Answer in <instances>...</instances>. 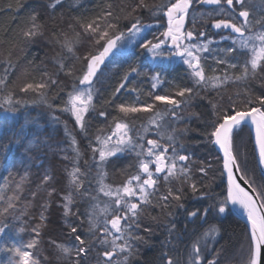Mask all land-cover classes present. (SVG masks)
Wrapping results in <instances>:
<instances>
[{"label":"snow or ice","instance_id":"1","mask_svg":"<svg viewBox=\"0 0 264 264\" xmlns=\"http://www.w3.org/2000/svg\"><path fill=\"white\" fill-rule=\"evenodd\" d=\"M65 3H69L70 8L80 7L79 0L76 3L70 0H46L42 12L34 10L18 26L8 50H0V93H3L0 94V110L12 113L18 110L22 101L17 98L16 91L38 96L40 102L49 108L55 107L49 103L50 94L55 98L60 93H66L67 99L61 111L74 117L79 131L88 140L91 162L84 160V167H81L83 153L79 142L65 125L74 155L69 156L67 149L59 150L61 160L68 162L63 167L66 181L63 190L55 186L58 182L55 174L46 172L37 190L30 192L32 199L21 208L27 173L19 182L13 181L11 185L8 183L11 170L8 176L3 177L5 183L0 185V237L15 226L13 222L19 225V233L27 231V221L23 217L28 215V208L36 196L44 193V200L40 204V222L31 228L35 235L26 244L13 242L4 245V250L16 258L9 264H42L36 252L40 246L39 238L48 223L44 212L51 206L53 197L59 199L58 206L63 209L65 217L64 227L72 243L69 245L50 239L48 243L53 248L54 260L43 255L41 250L45 264H91L93 260L95 264H130L137 254L136 243L143 240L139 230L148 209H160L167 216H172L169 209L173 206L184 208L185 184L193 193L200 192L192 179L190 154H182L186 150L180 137L188 128L171 126L186 119L182 113L196 98L206 100L210 106L213 119L207 121L203 135L222 152L216 162L222 165L219 171L222 177L226 176L227 182L223 199L201 193L212 203L191 210L187 215L206 221L209 213H212L222 219L232 214L229 204L238 206L246 215L249 226L246 264H264V93L254 96L249 87L250 81L259 80L264 88V18L250 19V11L245 7L246 0H167L166 3L152 5L145 0L131 3L121 0L119 5L106 3L98 14L91 17L83 14L65 17L63 12L57 16V9L63 8ZM194 3L215 6L206 14L200 13L202 23L208 24L210 21L214 29L230 30L231 35L222 39H231V46L219 50L222 55H212L215 65L226 66L220 74H217L216 67L206 69L208 57L204 54L212 53L210 46L214 41L201 40L206 36L204 31L185 28L190 12L194 11ZM140 10H147L153 15L163 12L167 17V28L159 37L153 40L144 37L145 28L151 26L142 23ZM196 20L197 17L193 15V28ZM122 21H128V24L122 27ZM46 32L49 37L47 43L60 49L52 57L55 71H49L44 61L38 64L36 56L29 59L26 51L38 39L45 38ZM169 41L172 51L165 50ZM5 46L6 41L0 40V49ZM129 46L145 50L153 60L180 58L187 66L192 86L177 87L171 95H154L150 92L151 103L116 104L115 110L119 115L112 116L105 128L98 129L94 137L89 138L86 118L107 120L109 115L105 110L97 111L96 105L99 90L94 85L101 66L110 56L117 51H125ZM81 48L84 51L78 54ZM20 53H24L23 67L20 65ZM229 69L232 71L229 72ZM133 74L147 76L152 89L166 82L159 71L150 74L137 65H130L115 88L113 97L129 85V77ZM61 76L72 80L70 88L61 80ZM15 80L20 81L19 85L14 89L9 88ZM229 85L238 86V90L225 100L224 93ZM239 86H243L242 91ZM131 91L138 89L133 87ZM156 102L163 103L165 108L158 110ZM104 104H112V99L105 100ZM140 113L149 115L139 129H134L130 121L136 120ZM192 117L201 119L202 114L192 112L187 119L190 121ZM169 120L171 125L167 123ZM245 125H250L254 132L257 167L262 170L259 184L254 172L250 175L247 154L240 150L243 143L240 131ZM208 128L211 130L208 131ZM150 133L157 138H148ZM15 142L20 143V138H16ZM33 143L39 144V139H34ZM7 151V145L0 146V156H6ZM122 154L134 155L135 163L116 169L123 176L120 184L107 183L108 166H115L114 160ZM201 163L204 166L198 171L206 176L212 164ZM93 168L96 169L95 175L92 174ZM133 168L134 171H129ZM173 183L179 186L174 188ZM162 187L164 191H161ZM78 202L86 205L82 213L79 209L72 212V207ZM148 215L152 220L157 219L150 212ZM69 216L76 219L69 220ZM29 219L35 217L29 216ZM144 231L150 229L144 228ZM219 231L216 225H210L196 236L186 264H220V250H213L212 259L206 256L209 251L208 239L214 240ZM167 232L165 247L173 238H179L174 237V223L167 227ZM160 264L185 262L175 254V246H172L161 251Z\"/></svg>","mask_w":264,"mask_h":264},{"label":"trees","instance_id":"2","mask_svg":"<svg viewBox=\"0 0 264 264\" xmlns=\"http://www.w3.org/2000/svg\"><path fill=\"white\" fill-rule=\"evenodd\" d=\"M70 2L76 3V0H70ZM108 2L119 5L121 0H79V8H70L69 3H65L63 8L57 9L56 14L59 16V14L63 12L65 17L81 14L85 17H91L98 14L100 9ZM127 2H138V0H127ZM145 2L152 5L166 3L167 0H145ZM45 3L46 0H0V40L6 41V46L0 50H8L11 46V38L18 29V26H21L28 14L34 10L42 12ZM245 7L250 11V19L264 18V2L261 5L246 0ZM214 8L215 7L205 8L203 6H194V11L190 12L188 17V23L192 25V16L196 15L197 20L195 25L206 29V36L200 39H212L214 41L210 46L213 50L212 53L204 54L208 57L206 69L216 67L217 74H220L224 71L226 66L215 65L212 60V55H222L219 50L231 46V39H222L220 32H216L213 28L208 27V24L202 23L199 19L200 13L206 14ZM139 15L144 25L154 26L158 24L156 28L149 29L144 34V37L148 40L159 37L166 23V16L163 12L153 15L147 10H140ZM45 19L47 21L46 17ZM47 22L49 24L51 23L50 21ZM127 24L128 21L121 22L122 27ZM257 28H259V26H257ZM228 36L230 35L225 37ZM48 38V33L46 32L45 38L38 39L35 43L30 45L26 51L29 59L32 56H36L38 64L44 61L49 71H55L52 64V57L56 52H59L60 49L50 46L47 43ZM219 40L222 41L219 42ZM216 41H218L217 44H215ZM83 51L84 49L81 48L78 54H82ZM148 56L149 54L145 50L138 46H132L126 52L118 53L117 51L112 59L102 68L98 75V81L94 85V87L99 90V94L96 97V105L97 111L105 110L109 115L107 120L103 118H86L89 138L94 137L98 129L105 128L111 121L112 116L119 115L115 110L116 104L151 103L152 100L148 95L150 92L154 95H171L177 87L192 86L189 72L182 64L169 62L167 65H154L148 60ZM19 58L20 65L23 67L24 53H20ZM130 65H137L143 71L150 74L159 71L166 82L159 85L156 89H152L151 81L147 76H136L133 74L129 77V85L113 97L112 94L115 88L119 85L121 78ZM76 66L79 68V64ZM228 71L231 72L232 70L229 69ZM0 75H2V70H0ZM60 78L70 88L72 80L64 76ZM19 83V80H15L13 84L9 85V88L14 89ZM133 87L138 89V91H131ZM249 87L254 96L264 93V88L260 86L259 80L250 81ZM242 88L243 86H239L241 91ZM237 90L238 86L229 85L224 93L225 100H227L229 95H234ZM211 95L214 96L215 93H211ZM16 96L22 103L18 106V110L15 113L0 110V146H8L7 155L0 156V185L5 183L3 177L8 176L9 170H11V176L8 177L9 185H11L13 181L19 182L20 178L27 173V179L23 184V199L20 203V207L23 208L24 203L32 199L30 192L37 190V185L46 172L54 173L58 180L55 186L60 190L64 189L66 181L63 167L68 162L61 160V153L59 150L61 148L67 149V154L69 156L74 155L70 148V138L66 133L65 125H67V131L75 135L79 142V147L83 153L81 167H84V160L90 161L91 152L87 149L88 140L85 139L84 134L79 131L78 126L75 124L74 117L68 112L61 111L64 106V101L67 99L66 93H60L59 96L55 98H53L51 94L49 95V103L55 106L53 108H49L46 104L40 102L39 97L32 93L23 94L16 91ZM109 98L112 99V104H104V101ZM241 99H243V96ZM156 104L158 110L162 111L165 108V105L161 102H156ZM192 112L201 113V119L192 117L189 121L187 117L190 116ZM210 112L211 109L207 101L196 98L192 101L191 106L186 108L182 113V115L186 117L184 121L175 125H171L170 120L167 121L171 126H175L179 129L188 128V131L180 137L186 150V152L182 154H190L191 159L189 164L192 169V179L197 183L200 192L193 193L188 185L185 184V198L182 200L184 208L173 206V208L169 209V211L172 212V216H167L165 213H162L160 209H148L151 216H156L157 219L152 220L148 212H146L145 216L142 218V226L139 230V235L143 237V240L136 243L137 254L131 259L130 264H160L161 251L167 250V247L172 246H175V254L179 255L186 264L192 241L203 232L201 230L209 228L212 223L216 225L220 231L218 241L215 242L216 247H214L215 244L213 247L207 244L209 249V251L206 252L207 258H213V248H215L214 250H220V264H233L235 259V262H237L239 255L236 252L240 251L239 248L242 246L244 240L245 226L243 223L234 216L226 215L222 219H218L212 213H209L207 217L209 225L203 222L202 226L198 223L196 226L187 219V212L190 210L203 208L212 203L211 200L202 196L201 193H206L218 197L219 199H223L225 196L226 189L223 183L224 177L221 176L219 171L222 165L216 162L221 156L217 152L215 146L203 135L206 130L207 121L213 119V117L210 116ZM93 115L95 116V114ZM148 115L147 113H140L136 120L130 121L134 129H139L140 126L146 122ZM54 117H58V119H54ZM207 130L210 131L211 129L208 128ZM240 136L243 139L240 150L242 153L247 154L248 167L251 170L250 175L254 172L257 184H259L261 173L257 167L256 154L254 152L250 129L244 126L240 131ZM16 138H20V143L15 142ZM36 138L39 139V144L33 143ZM148 138L157 137L150 133ZM26 149L31 150L26 151ZM202 161L212 164V169L208 171L206 176L198 171L200 167L204 166L201 163ZM130 163H135V157L132 154H122L116 158L114 160L115 166L109 165L107 168L109 175L106 182L113 185L120 184L123 180V176L116 169L123 168ZM134 170V168L129 169V171ZM95 172L96 169L93 168L92 174L95 175ZM89 179H91V177H89ZM172 186L175 188L179 185L173 183ZM161 191H164L163 187ZM43 200L44 193L41 192L36 196L35 200L32 201V206L28 208V215L23 217V219L27 221L25 226L28 230L19 236L22 240H20L19 244L17 243L18 245H20L21 242L26 244L29 238L35 235L31 232V228L40 222L39 214L42 211L40 204ZM58 205L59 199L53 197L51 206L44 212V215L48 218V223L40 236L42 245L39 246L36 252V254L40 256L42 264H45L43 255H47L50 259L54 260L53 248L48 243L50 239L69 245L72 243L68 235V230L64 227L65 217L63 216V209ZM85 207L86 205L83 202H78L77 205L72 207V212H76L77 209H79L82 213ZM29 216L35 217V219H29ZM67 219L75 220L76 217L70 216ZM13 223L15 226L11 227L9 230H15L19 226L16 222ZM173 223L175 224L174 237L179 238H173L171 242L167 244V247H165L168 241L167 227ZM184 225L188 227L186 233L183 235L182 231ZM144 228H148L150 231L146 232ZM181 234L183 238L180 237ZM4 243L5 238L3 236L0 240V264L3 262L9 264L12 254L4 250ZM41 250H43V255H41ZM246 257L248 258V255H244L241 264L246 263V261H244ZM91 264H95V261L93 260Z\"/></svg>","mask_w":264,"mask_h":264},{"label":"rangeland","instance_id":"3","mask_svg":"<svg viewBox=\"0 0 264 264\" xmlns=\"http://www.w3.org/2000/svg\"><path fill=\"white\" fill-rule=\"evenodd\" d=\"M251 3H258V4H263V2H264V0H249ZM195 4V3H194ZM195 6H198V7H200V6H203V7H205V8H213V7H215V6H213V5H210V6H204V5H200V4H195ZM237 7H239V6H237ZM196 16V15H195ZM157 25L158 24H156V25H154V26H152L151 25V27H146L145 28V31H144V33H143V35L149 30V29H153V28H156L157 27ZM208 27H211L210 26V22L208 23ZM166 28H167V24L165 23V26H164V28L162 29V31H161V33L163 32V31H165L166 30ZM212 28V27H211ZM188 29L189 30H194V31H196V32H200V31H204L205 32V30L206 29H204V28H202V27H200V26H196L195 25V28H193V24L191 25L190 24V26H188ZM213 30H215L216 32H220L221 33V38L222 37H225V36H227V35H231V33H230V30H226V29H222V30H217V29H214L213 28ZM162 38V37H161ZM220 41H222V40H219V42ZM199 42V41H198ZM217 42L218 41H216V43L215 44H217ZM168 46H170L171 47V44H170V41L169 42H167V44L165 45V50L167 51V47ZM130 47H132V46H129L125 51H123V52H126ZM169 51H172V48L169 50ZM118 53H122V52H120V51H118ZM149 54V53H148ZM148 60L152 63V64H154V65H167V64H169V62H173V63H180V64H182L185 68H187V66L186 65H184L183 63H182V61L180 60V58H178V57H173L171 60H169V59H163V60H161V59H157V60H153L152 59V57H151V55L149 54V56H148ZM70 217V216H69ZM19 227V226H18ZM18 227H17V229H18ZM17 229H15V230H8V232L4 235V238H5V243H4V245L5 244H11V243H13V242H15V243H20V240H22V239H20V235L22 234V233H19L18 232V230ZM34 235H32L31 236V238L33 237ZM31 238H29V240L31 239ZM217 238V236L215 237V239ZM2 239V237H0V240ZM40 239V238H39ZM210 240L212 239V238H209ZM208 239V240H209ZM28 240V241H29ZM213 240V239H212ZM27 241V242H28ZM21 244H23L22 242H21ZM42 245V243H41V240H40V246ZM248 248H249V240H246V242H245V244H243V246H242V248H240V251L239 252H236L238 255H239V258H238V260H237V262H235L236 261V259L234 260V263L233 264H241L243 261V257H244V255H248ZM16 258L14 257V255L12 254V257H11V259H10V261H12V260H15ZM5 260V259H4ZM247 260V257H246V259L244 260V261H246ZM3 263H7V262H3ZM2 263V264H3ZM245 263V262H244ZM246 264V263H245Z\"/></svg>","mask_w":264,"mask_h":264},{"label":"water","instance_id":"4","mask_svg":"<svg viewBox=\"0 0 264 264\" xmlns=\"http://www.w3.org/2000/svg\"><path fill=\"white\" fill-rule=\"evenodd\" d=\"M204 6H210V5L204 4ZM112 57H113V55L110 56V57L105 61V64L101 66L100 71H101L102 68L106 65V63H108V62L111 60ZM99 73H100V72H99ZM99 73H98V75H99ZM245 126H247V127L250 129V132H251V138H252V142H253V145H254V132L251 131L250 125H245ZM213 145H214V144H213ZM214 146H215L217 152L220 154V156H222V152L220 151V149L218 148V146H216V145H214ZM254 147H255V145H254ZM255 154H256V153H255ZM257 159H258V157H257V154H256V160H257ZM259 171H260V173H261V175H262V170L259 169ZM226 182H227V181H226V176H224V184H225V187H226ZM229 208H231V210H232V214H234L236 217H238L240 220H242V221L247 225V227L249 228V226H248V222H247V218H246V215L243 213V211H242L238 206H233V205H231V204H229Z\"/></svg>","mask_w":264,"mask_h":264},{"label":"flooded vegetation","instance_id":"5","mask_svg":"<svg viewBox=\"0 0 264 264\" xmlns=\"http://www.w3.org/2000/svg\"><path fill=\"white\" fill-rule=\"evenodd\" d=\"M194 6H195V4H194ZM193 6V7H194ZM196 7H198V6H196ZM242 19V18H241ZM166 24H167V18H166ZM188 26H190L189 25V23H188V18H187V20H186V22H185V28H186V30H189L188 29ZM168 49H167V51H169L170 49H171V47L170 46H168L167 47ZM225 195H226V191H225ZM186 211V210H185ZM191 211V210H190ZM187 212V211H186ZM230 216H233L232 214L230 215ZM187 219L189 220V222L190 223H192V224H194V225H196L197 226V223L200 225V226H202L203 225V222H204V224H207V225H209V222L207 221V218H206V221H205V219H197V218H190V217H188V215H187ZM211 225H213V223L211 224ZM187 225H184L183 226V231H182V234L184 235L185 233H186V231H187ZM191 227V226H190ZM182 234L180 235V237L181 238H183V236H182ZM216 241H218V236H217V238L216 239H214V240H209V241H207V244H209L210 245V247H213V245L215 244V246L214 247H216ZM215 248H213V250H214Z\"/></svg>","mask_w":264,"mask_h":264},{"label":"bare ground","instance_id":"6","mask_svg":"<svg viewBox=\"0 0 264 264\" xmlns=\"http://www.w3.org/2000/svg\"><path fill=\"white\" fill-rule=\"evenodd\" d=\"M112 59V58H111ZM223 183H224V180H223ZM224 186H225V184H224ZM225 189H226V187H225ZM237 220H239L241 223H243L244 224V226H245V232H244V240H243V244H245V242H246V240H248V231H249V228L247 227V225L242 221V220H240L238 217H236L234 214H232ZM207 229V228H206ZM206 229H204V230H201V231H205ZM202 232V233H203ZM243 244H242V246H243ZM242 246L240 247V248H242ZM239 248V249H240Z\"/></svg>","mask_w":264,"mask_h":264}]
</instances>
